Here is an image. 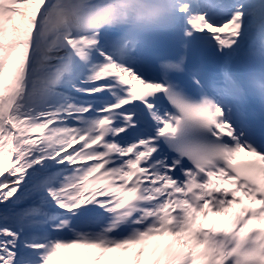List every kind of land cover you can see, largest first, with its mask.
Segmentation results:
<instances>
[{"label":"snow or ice","instance_id":"snow-or-ice-1","mask_svg":"<svg viewBox=\"0 0 264 264\" xmlns=\"http://www.w3.org/2000/svg\"><path fill=\"white\" fill-rule=\"evenodd\" d=\"M0 264H264V0H0Z\"/></svg>","mask_w":264,"mask_h":264}]
</instances>
